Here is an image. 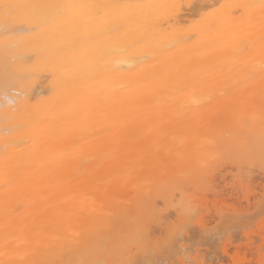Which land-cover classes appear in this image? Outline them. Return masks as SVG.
<instances>
[{"label":"bare ground","instance_id":"1","mask_svg":"<svg viewBox=\"0 0 264 264\" xmlns=\"http://www.w3.org/2000/svg\"><path fill=\"white\" fill-rule=\"evenodd\" d=\"M3 2L0 96L13 102L0 99V264H241L230 232L232 248L264 223L243 220L264 214L261 195L250 202L264 174V0ZM51 4L117 7L67 23L39 7ZM234 139L254 162L226 161L220 181L194 187L208 153ZM223 186L246 207L221 206ZM204 238L221 241L206 259Z\"/></svg>","mask_w":264,"mask_h":264},{"label":"snow or ice","instance_id":"2","mask_svg":"<svg viewBox=\"0 0 264 264\" xmlns=\"http://www.w3.org/2000/svg\"><path fill=\"white\" fill-rule=\"evenodd\" d=\"M12 5L4 3L3 0H0V8H10ZM39 7H45L49 9L55 10V15L58 16L60 19L64 20L67 23H72V18L74 14V10H80L83 13L84 10H92L96 9L97 11L94 13L96 18L100 17L101 9L105 8H112L117 7L113 5H74V4H51V5H44ZM136 7H150V6H136ZM262 10H264V2L260 5ZM117 64L126 65L128 61L125 59H120L116 61ZM261 69L264 70V65H261ZM123 70V68L121 69ZM0 99L4 101L6 104H11L12 98L7 91L0 96ZM204 98H199L196 102L200 103L203 102ZM254 153L252 149L245 143L240 141L239 139L231 140L229 143H226L222 146V149L219 153L217 152H209L207 157L201 162V167L195 177L194 181L190 183L194 187L199 186H208L212 183L220 181L221 177L224 175L225 169L222 165L226 161H231L235 163L236 161H248L249 163L254 162ZM260 167L264 170V138H262L261 142V154H260ZM232 176L234 181L239 180L241 184L244 183V176L243 174H237L235 168L232 171ZM195 198V194H193V199ZM261 203L264 205V193H261ZM195 206L189 202L184 207V215L189 218H192L194 215ZM172 233L176 235V242L180 243V237L183 234L184 229L179 226H172L170 229ZM264 251V248H262ZM41 264H52L50 261L41 262ZM71 264V262H69ZM90 264H103V262H90ZM119 264H140L138 261H134L131 259L122 260ZM144 264H161L159 261H145ZM207 264V262H205ZM261 264H264V261H261Z\"/></svg>","mask_w":264,"mask_h":264},{"label":"rangeland","instance_id":"3","mask_svg":"<svg viewBox=\"0 0 264 264\" xmlns=\"http://www.w3.org/2000/svg\"><path fill=\"white\" fill-rule=\"evenodd\" d=\"M259 173L261 174L262 172H259ZM259 173H257V175H256V173H254V174H255V178H254L255 181L253 180V181H252L253 183L251 184V187H252V185H254V186L251 188V193H250V194H252V196L250 195V196H251V197H250V199H251L250 202H253V201H254V198L259 197V196L261 195V193H264V181H263V179H264V174L262 173L263 175H262V174L260 175ZM259 175H260V176H259ZM257 176H258V177H257ZM262 176H263V178H262ZM228 177H229V176H228ZM226 179H228V180L225 181V184H226V183L229 184V183H230V182H229L230 177H229V178H226ZM259 179H262V180H259ZM259 183H260V184H259ZM222 184H223V183H222ZM222 184H221V185H222ZM228 184H227V186H228ZM255 184H256V185H255ZM229 185H230V184H229ZM225 186H226V185H225ZM255 186L258 188L259 191H257V188H256ZM223 187H224V186H223ZM229 187H231V186H229ZM229 187H228V188H229ZM226 188H227V187H226ZM226 188H225V187H224V189L222 188L223 191H225V192H222L221 195L223 194L224 196H227V197H223V195H222V196H219V195H218L220 198L223 197V198L220 200V202L224 199V200H223V204H221L222 202H221V203L219 202V204H220L221 206L226 205L228 202L232 203L233 199H234V200L236 199V200L233 201V202H236V203H238V204H236V203H232V204H230V205H234V204H235V207H246V202H245V201H244V203H245V205H244V203L242 202V201H243L242 199H238V200H237L236 197H238V195H235V192H233V191H229V192H228V188H227V189H226ZM255 188H256V190H255ZM229 189L231 190V188H229ZM232 193H233L234 195H232ZM253 193H254V194H253ZM225 194H226V195H225ZM256 194H257V195H256ZM253 195H254V197H253ZM218 196H217V198H216L215 201H219V200H217V199L219 198ZM228 197H229V199H226V198H228ZM232 198H233V199H232ZM239 198H240V197H239ZM209 199H213V197H210ZM230 199H232V201H231ZM226 200H229V201L226 203V202H225ZM239 202H242V203H241L242 205H241V206H236V205H239V204H240ZM243 205H244V206H243ZM252 210H253V209L251 208V210H249V213L252 212ZM259 213H260V214H263L262 212H259V211H258V212H256V213L251 214V216H249V217L243 219L244 221L246 220L244 224H245V225H248V226H246L247 228L244 227L245 229H247V231H248V228H249V229H252L251 225L253 224V221H255V220L252 221L251 219H254V217H257L258 215H259V216L257 217L256 220H258V219H260V218H262V217L264 218V214H263V215H260ZM256 215H257V216H256ZM209 217H211V214L208 215V218H209ZM208 218H207V216H206V221L209 222V220H211L210 222L212 223V218H209V220H207ZM249 218H250V219H249ZM248 220H249V221H248ZM261 220H262V219H261ZM247 221H248V222H247ZM258 221H259L258 223H257L256 221H255V222L257 223L256 225L259 224V225H258L259 227H257V226L254 225L255 222H254V224H253L254 227L257 229V233H256V230L253 229V230H249V231H248L250 234L247 232V236H248V237H247V236L243 237L242 234H241V239L243 238V239H242L243 241H242V240H241V241H240V240H237V241H236V242H237V245H238V243H240V247H238V246L236 245V242H233V243H235V246H237V247H236V248H237V249H236L237 252H236V250H234V249H235V248H234L235 246H234V247L232 246V248H230V247H231L230 244L232 243V241H233V240H234V241L236 240V239L234 238V235L237 236V234H235L234 232L237 233V231H236V230H234V231L232 230L233 232H230V236H232V235L234 234V235L231 237V240H232V241L228 244V248L230 249V250H228V251H229L228 253H230V255L233 254L234 257H236V258L239 257L238 255H241L240 258H241V257H244V255H246L244 258L247 259V258L250 257V255H251V257H256V255L258 256V255H259L258 252H261L260 254H262V255H260V258H259V256H258V258H257V260H259V262H258V261H255V260H254L255 258L252 259V258L250 257V258L248 259L249 261H248V260H245L244 258H242L243 262L245 261L244 263H247V262H248V263L250 264V262H252V261H250V259H251V260L255 261L256 263L258 262L257 264H260V263H261L260 261L264 260L263 257H262V256H264V251H261V249L264 248V230L262 229V230L260 231V228H262V227L264 228V226H262V225H264V223H263L264 219H263V221L261 222V223H263V224H260V220H258ZM210 222H209V223H210ZM249 222H250V223H249ZM249 224H250V225H249ZM253 225H252V226H253ZM260 226H261V227H260ZM254 227H253V228H254ZM244 231H245V230H244ZM250 231H252V233H253L254 235H252V233H251ZM253 231H254V232H253ZM258 231H260V232H258ZM261 232H262L263 235H259V233L261 234ZM231 233H232V234H231ZM238 233H239V231H238ZM255 234H257V235H255ZM250 236H251L252 238H254L255 236L258 237V238H259V240H258V241H259V244L261 245L262 248L260 247V245L258 246V245L253 244V243H255V242H253V241H255V240H253L252 238H250ZM253 236H254V237H253ZM238 237H240V235H238ZM238 237H236V238H238ZM233 238H234V239H233ZM246 239H247V240H246ZM213 240H214V239H213ZM244 240H246V241H244ZM252 240H253V241H252ZM199 242H203V243H198V242H197V244L200 246V247H199L198 245H196V246L199 247L198 250H201V249L204 250V249H205V250L207 251V252H206V251H205V252H204V251L202 252V250H201V252L199 251L198 253H199V254L202 253V256H203V255L207 256L206 253L209 254V253L212 252L211 250H216V249L218 248L219 244L221 243V241H220V243L216 242V243H218V245L216 246L215 243L211 241V242H212V245H214L215 248L217 247L216 249H212V248H213L212 246H211L212 248H211V247L208 248V244H207V242H209V244H210V241H207L205 238L202 239V241H199ZM222 242H223V241H222ZM256 242H257V241H256ZM213 243H214V244H213ZM245 243H246V244L249 243L248 245H250L251 247L253 246V247H252L253 250L251 249L252 252H253V251L255 252V250H256V252H255L254 254H251L252 252H251V250H249V251H250V252H249L250 255L248 254L249 257L247 256V252H248L247 250H248V249H245V247H247V245H245ZM257 243H258V242H257ZM257 243H256V244H257ZM262 243H263V244H262ZM187 244L190 245L191 242H190V243H187ZM195 244H196V240L192 242V245L195 246ZM200 244H203V246L200 245ZM206 244H207V247H205ZM241 244H244L245 247H244L243 245H241ZM210 245H211V244H210ZM210 245H209V246H210ZM220 246H221V245H220ZM220 246H219L218 249H220ZM242 246H243V249H245V250H240V249H239V248H241ZM254 246H255V247H254ZM248 247H249V246H248ZM248 247H247V248H248ZM192 248H193V250H191ZM194 248L197 249V247H193V246H191V249H190L191 251L188 250V253L191 254V252L193 251V253L191 254V255H193V254H194ZM259 248H261V249H259ZM209 249H210V250H209ZM232 249L234 250V252H233V251L231 252ZM249 249H250V248H249ZM257 249H258V250H257ZM238 250H240V251H238ZM208 251H210V252H208ZM242 251H243V252H242ZM245 251H246V252H245ZM235 252H236V254H234ZM240 252H242V253H240ZM217 253L219 254V252H216V254H217ZM239 253H240V254H239ZM213 254H215V253H213ZM213 254H212V257H213ZM218 254H217V255H218ZM242 254H243V255H242ZM252 255H254V256H252ZM205 256H203V257L206 259ZM209 257H210V256H209ZM231 257H233V256L231 255ZM261 257H262V258H261ZM207 258H208V257H207ZM229 258H230V257H229ZM229 258L227 257L228 262L232 260V259H229ZM240 258H239V259H240ZM205 259H204V261L207 260V264H208V263H209V264H210V263L212 264V261L210 260L211 258H210V259H206V260H205ZM224 259H226V258L224 257ZM224 259H223V260H224ZM237 259H238V258H237ZM242 260L240 259V260H238V261H241V262H242ZM208 261H211V262H208ZM221 261H222V260H221ZM221 261H220V262H221ZM224 261H226V260H224ZM246 261H247V262H246ZM168 262H173V261H168ZM220 262H219V263H220ZM222 262H223V261H222ZM226 262H227V261H226ZM226 262H223L222 264H226ZM243 262H242L241 264H244ZM163 263H164V262H163ZM166 263H167V262H166ZM229 263H231V264H232V263H233V264H239L240 262L237 263V262H235V261H234V262L231 261V262H229ZM256 263L253 262L252 264H256ZM161 264H162V263H161ZM164 264H165V263H164ZM168 264H170V263H168ZM213 264H214V263H213ZM215 264H217V262H216ZM220 264H221V263H220Z\"/></svg>","mask_w":264,"mask_h":264}]
</instances>
